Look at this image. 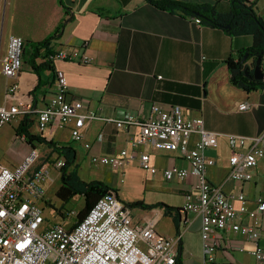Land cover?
Wrapping results in <instances>:
<instances>
[{
    "label": "crops",
    "instance_id": "crops-1",
    "mask_svg": "<svg viewBox=\"0 0 264 264\" xmlns=\"http://www.w3.org/2000/svg\"><path fill=\"white\" fill-rule=\"evenodd\" d=\"M176 1L209 3L221 12H229L231 7V0ZM251 1L264 19V0ZM11 36L25 41L24 62L18 77L0 74V108L29 104L43 110L52 105L57 98L56 73L62 70L69 84L68 100L82 101L84 112L92 111L100 118L86 123L84 139L78 142L72 138L71 126L53 124L40 131L38 114L19 117L0 130V166L15 169L36 150L40 158L34 168L49 164L58 172L59 180L60 169L55 163L64 159L45 142L34 139L31 143L27 135L18 134L27 119L33 135L73 147L78 166L86 161L92 164L94 155L111 157L112 164L96 165L104 177L94 181L108 185L129 205L134 224L154 222L160 235L172 239L181 236L177 264H255L252 250L257 243L227 230L212 232L217 250L214 260L207 261L202 219L185 209L186 195L191 194L194 201L199 195L193 188L196 178L168 181L164 176V171L174 166L189 168L188 161L180 152L161 150L153 143L135 146L141 135L139 127L122 130L102 119H122L130 114L147 119L155 103L166 109L179 107L188 119L203 118L207 130L221 134L218 146L205 152L216 162L207 168V178L214 185L223 184L228 196L245 195L244 203L232 198L236 208L255 209L257 201L264 199V158L252 168L251 181L228 180V135H264V87L247 91L235 86L228 65L230 58L238 60L241 51L253 46L252 35H230L223 29L199 24L180 10H164L147 0H0V67ZM50 38V50L43 49L42 55L35 56L31 44ZM62 50L79 52L80 58L53 60ZM252 64L250 59L245 66L253 73ZM262 66L264 71V59ZM13 83L19 90L7 97V87ZM243 103L251 108L240 110ZM198 139V134L190 136V149ZM250 145L248 142L241 150L247 151ZM124 150L136 156L126 165L118 160ZM144 153L150 154L157 173L140 166ZM51 201L52 195L47 193L46 200L39 204L45 208ZM136 202L141 205H134ZM186 219L191 221L188 226ZM243 222L252 220L245 217ZM258 245L264 249V214Z\"/></svg>",
    "mask_w": 264,
    "mask_h": 264
},
{
    "label": "built area",
    "instance_id": "built-area-1",
    "mask_svg": "<svg viewBox=\"0 0 264 264\" xmlns=\"http://www.w3.org/2000/svg\"><path fill=\"white\" fill-rule=\"evenodd\" d=\"M196 22L200 24L201 20L196 18ZM25 47L23 38L10 37L0 74L11 79L19 76ZM52 58L73 60L79 59L80 54L62 50ZM56 77L55 103L43 110H35L29 104L0 108V130L19 117L36 113L40 131L53 124L71 126L73 140L83 141L86 123L100 117L92 111L84 112L82 101L68 100L69 84L64 71L57 70ZM18 90L17 83L10 84L6 96H13ZM250 108L248 103L240 105L242 111ZM102 119L122 130L139 127L141 135L135 146L153 143L161 150L180 152L188 161L189 168L174 166L166 169L164 176L168 181L196 178L193 188L199 190V195L194 201L191 194H187L185 209L202 219L207 261L214 260L217 250L212 232L227 230L252 238L257 243L252 250L255 264H264V249L258 245L262 237L264 199L260 198L253 210L244 206L236 208L232 198L244 203L245 195L228 196L223 184L214 185L207 178V168L216 162L208 158L205 152L218 146L220 133L207 130L203 118L188 119L181 108L166 109L158 103L152 105V114L147 119H139L131 114L122 119ZM192 134H198L199 139L195 148L190 149L188 144ZM228 139L231 148L228 180L240 183L251 181L252 168L259 159L264 158V135L248 137L231 134ZM248 142H251L250 147L242 151L241 148ZM85 147L90 149L91 145L86 143ZM39 158V153L33 150L15 169L0 166V264H177V247L181 236L172 239L160 235L154 222L144 226L134 224L131 208L112 190L72 227L50 224L39 202L46 200L44 183L50 178L53 167L46 164L34 168ZM135 158V154L124 150L118 160L126 165ZM139 161L143 170L157 173L150 154H142ZM91 163L108 166L113 159L94 155L91 156ZM62 166L64 161L55 163L58 169ZM245 217L252 222L245 224ZM190 223V220H185V225Z\"/></svg>",
    "mask_w": 264,
    "mask_h": 264
},
{
    "label": "trees",
    "instance_id": "trees-1",
    "mask_svg": "<svg viewBox=\"0 0 264 264\" xmlns=\"http://www.w3.org/2000/svg\"><path fill=\"white\" fill-rule=\"evenodd\" d=\"M158 8L170 11L180 10L186 15L199 18L201 23L220 28L230 35L249 34L254 37V44L251 48L240 52L239 59L230 58L228 65L231 73V82L244 90L251 91L259 87H264V81L250 79L245 74V63L253 59V66L259 56L264 59V19L256 9V3L251 0H231L229 12H221L216 5L188 4L176 0H147ZM230 25V28L226 26ZM64 24L61 26L63 27ZM52 38L39 43H33L32 50L35 56L50 50ZM53 55V54H52ZM247 56L246 60H244ZM46 57V55H44ZM51 57V55H50ZM48 65V64H47ZM31 122L24 120L18 129V134H25L32 143V140L45 142L54 150L59 158L64 159V166L59 170V182L61 183L56 192L57 198L62 201L64 208L73 198L81 196L84 200V207L78 212L77 222L81 221L94 207L97 201L110 193L111 188L101 181L87 182L79 175V166L76 164V150L71 146H59L53 141H47L42 136L33 135L30 132ZM115 191V190H114ZM50 204V203H49ZM134 205H141L140 202ZM65 209V208H64ZM61 215L66 218L64 210L58 209ZM69 213V212H68Z\"/></svg>",
    "mask_w": 264,
    "mask_h": 264
},
{
    "label": "rangeland",
    "instance_id": "rangeland-1",
    "mask_svg": "<svg viewBox=\"0 0 264 264\" xmlns=\"http://www.w3.org/2000/svg\"><path fill=\"white\" fill-rule=\"evenodd\" d=\"M19 144H21L19 142ZM18 146V145H16ZM17 148V147H16ZM12 149V148H11ZM40 152L43 154L44 149L40 150ZM79 175L80 177L87 181L91 182L97 179H103V172L100 168V166H96L94 164H90L88 161L82 162L79 166ZM61 183L58 180V172L55 170H52L51 176L46 182L44 188L52 195V201L48 206H45V216L49 219L50 224H63L66 227H70L74 225L77 222V215L78 212L84 207V200L81 196H77L73 198L66 206L63 208L62 201H60L57 196L56 192L59 189ZM58 209L64 210L67 217L64 218L61 213L58 211ZM69 212V213H68Z\"/></svg>",
    "mask_w": 264,
    "mask_h": 264
},
{
    "label": "water",
    "instance_id": "water-1",
    "mask_svg": "<svg viewBox=\"0 0 264 264\" xmlns=\"http://www.w3.org/2000/svg\"><path fill=\"white\" fill-rule=\"evenodd\" d=\"M226 28H230V25L226 26ZM247 56H245L244 60H246ZM262 56H259L256 60V64H255V68L253 70H251V67H247L245 69V74L248 78L250 79H255V80H259V81H264V71H263V66H262Z\"/></svg>",
    "mask_w": 264,
    "mask_h": 264
}]
</instances>
